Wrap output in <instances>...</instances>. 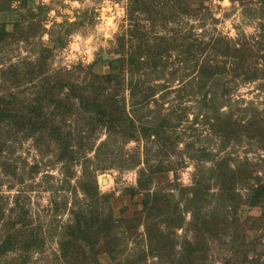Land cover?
<instances>
[{"label": "rangeland", "instance_id": "rangeland-1", "mask_svg": "<svg viewBox=\"0 0 264 264\" xmlns=\"http://www.w3.org/2000/svg\"><path fill=\"white\" fill-rule=\"evenodd\" d=\"M197 1L203 3V9L195 16L182 14L173 2L166 4V0H154L152 14L140 10L133 13L135 8L130 0H24L23 8L15 2L12 8L17 13H13L19 19L31 27L33 24V29L36 23L42 27L28 40L11 38L0 46V98L9 103L11 115L20 117V112L16 114L15 110L27 114L28 104L40 97L42 113L58 121L57 115L62 110L55 109L44 90L56 81L83 86L91 82L87 80L90 72L105 75L109 66L100 60L120 57L121 38L125 41L124 51L129 50L133 46L129 42L132 33L149 38L151 44L161 34L168 39L179 33L193 34L197 43L213 39L249 43L253 49L250 48L252 58L248 67H260L257 56L264 54V17L257 0ZM40 6L42 10L38 9ZM60 36L64 41L61 47L54 42ZM184 57L173 50L156 67L148 65L134 74L124 72V84H120L117 97L120 106L124 104L131 115L132 106L137 109L135 130L167 120L165 131L171 138L166 145L153 137L125 140L116 133L109 135L104 128L90 124V116L85 118L83 112L72 108L61 130L69 133L77 158L66 163L59 159L54 139L48 132L42 137L30 136L28 128L21 130L20 122H4L0 126V235L4 224L13 223L12 227L19 229L24 217L25 227L34 230L36 240L35 249L7 252L0 256V264H74L80 260L77 248L67 245L62 251L59 246L65 226L73 220L71 213L89 208L79 183H97L98 195L91 206L101 220L109 222V233L99 237L95 248L100 264H163L151 256L141 261L147 251L143 197L142 193L132 192L136 190L139 172L148 166L163 169L154 176L151 191L157 193L160 201H168L169 208L184 219L182 228L175 230L176 249L183 240L192 239L188 223L193 211L199 210L206 220L213 216L211 209L217 195L213 173L218 160H226L232 171L239 164L250 170L252 177L247 183L255 184L259 180L264 184V140L256 136L255 129L245 130L252 120L258 119L259 113V120L263 121L260 123L264 125V80L245 81L239 72L240 76L223 74L204 85L193 72V64ZM202 59L204 55L199 56L198 62ZM39 70L43 73L40 76ZM131 85L138 86L133 97L128 89ZM56 90L53 89L56 94L53 100L66 102L68 89L57 91L58 94ZM148 94L153 96L147 104L134 105ZM70 101L76 107V101ZM217 110L239 120L241 133L228 141L213 134L208 124L213 115H218L214 112ZM202 151L213 157L202 156ZM194 178L199 180L204 201L190 204L191 194L181 190L191 187ZM236 192L245 199V186L237 185ZM175 204H178L176 208ZM223 212L225 209L215 210L217 217ZM240 214L243 219L258 216L259 212L255 208ZM217 227L222 230L223 223ZM160 229L167 231L164 225ZM220 230L217 237L207 238L205 264H222L235 252L242 255L246 249L250 250L246 254L248 260L257 254H262L259 262L264 260V230L247 228L249 232L243 243L241 240L233 243ZM104 241L118 244L115 259L105 252ZM82 249L87 252L88 248Z\"/></svg>", "mask_w": 264, "mask_h": 264}, {"label": "trees", "instance_id": "trees-1", "mask_svg": "<svg viewBox=\"0 0 264 264\" xmlns=\"http://www.w3.org/2000/svg\"><path fill=\"white\" fill-rule=\"evenodd\" d=\"M15 2L19 4V8H23L24 0H0V46L11 38H15L17 41L28 40L29 37H32L38 32L39 27H42L41 23H36L34 26L35 29H33V24L31 27L30 23L19 19L17 15L13 13H17V11L12 8ZM169 2H173L175 8L178 10L180 9L182 14L186 16H195L203 6V3L200 4L197 0H166V4ZM257 2L260 5L264 17V0H257ZM130 3L133 8H135L133 13L134 11L140 10L144 13L147 12L152 14L154 11L151 10L152 6L155 4L154 0H130ZM197 4L200 5L195 6ZM42 8L41 6L38 7L40 10H42ZM133 13L130 12V14ZM54 42L57 44L56 46H63V36H60V38H57ZM129 42L132 43L133 46H131L129 50L124 51L125 41L123 38L119 39V47L122 48L119 51V58L111 61L100 60L102 63H107L109 66V71L105 75L90 72V77L87 80L91 82L83 86H76L67 81L66 83H59V81H56L54 85H49L44 90L45 93L44 91L39 92L40 94L44 93L45 96L50 95V102L54 104L55 109L62 110V114H59L60 116L57 115L60 117L58 121H55L54 116L48 118V116L42 113L43 107L40 97L36 99L34 103L28 104L27 114H22L21 110H15L17 112L16 114L20 112V117L11 115L9 103H6L0 98V126L4 122H8L9 124L12 122H20L19 126L21 130L23 128H28V135L30 136L40 134V137H42L44 132H48L52 140L54 139V146L58 151L59 159L66 163H71L77 158L75 155L76 151L73 150L74 143L69 139V133H64L61 130V125L67 121L66 118L69 112L72 113V108H76L83 112V117H85V115L90 116L89 123H94L96 126L104 128L109 135L116 133L125 140H138L141 137L150 139L153 137L155 141L162 142L164 145L169 142L171 136L165 131V128L168 126L167 120H163L154 126L143 127L141 131L135 130L136 119L134 115L137 109H134L132 106L133 115H131L126 111L124 104H122V107L120 106L121 101L119 103L117 97L120 96V84H124V72L134 74L148 65H150V67H156L158 63H160L161 58L167 56V54L173 50H177L178 54H182L188 62L193 64V72H195L199 81L204 82V85L214 81L219 76H223V74L229 75L230 77H236L242 74L245 81H254L261 78L264 80V54L261 55V57L257 56L261 61L260 67H248L249 61L252 58L250 48L253 49V45L249 43L233 44L231 41H223V39H213L207 43L200 40V43H197L193 34L185 36L181 33H179V35L170 36L168 39L161 34L159 37L153 38L152 44L149 38L144 39V37L140 36L138 33H132ZM201 55H204V59L199 63L198 58ZM143 56H145V60ZM218 59L220 61H218ZM39 64L42 68L44 61L41 63L39 62ZM38 69H40L39 66ZM239 72H241L240 75ZM42 74V71L39 70L38 76ZM3 76L4 74L2 77ZM86 78L87 77H85V79ZM45 81H47V79H45ZM53 89H57L56 92L68 89L69 95L64 99L66 102L58 101L57 99L53 100L54 95H56ZM128 89L133 97L137 94L135 90H138V86L131 85ZM106 90H110L111 93H104ZM108 94L110 95L108 96ZM224 94L225 92L222 93V95ZM152 96L153 95L149 94L142 96L141 99H138V101L136 100L134 105L142 107L150 101ZM70 100L76 101V107L71 105ZM214 112L218 115H213V120L211 119L208 124L213 134L215 133L217 136H220V138L228 141L231 137L237 135V133H241L238 130L239 127L242 128L239 120L232 119V115L225 116V114H219L218 110ZM256 117L258 119L252 120L250 124L245 127V130L255 129L256 136H259V138L262 137L261 139L264 140V125L260 123L263 122L259 120L260 113ZM37 139L38 138H36V140ZM171 145H173V143H171ZM201 154L207 158L213 157L212 154L204 151H202ZM228 164L226 160H218L214 166L216 171L213 173V183L217 186V195L215 196L216 204L213 205L211 209L213 216L206 220V216L198 213L199 210L197 213L193 211L192 219L188 223L190 231L192 232V239L183 240L179 249H176L174 243L175 230L182 228L184 219L179 216L175 209L169 208L171 206L168 205V201L166 202V198H163L165 202H162L157 198V193L151 191L154 176L163 169L158 166H148L139 172L137 187L132 193H142L143 197L142 207L145 213L143 218V232L147 251L142 254L141 261H145L147 256H151L157 257L161 263L163 261V264H205L208 252V248L206 247L207 238L209 235L218 236L220 227H217V225L221 222L223 223V228L220 231L227 235L233 243L240 240L242 243L244 242L248 234L247 232H249L247 228L257 232H259V230H264V184H260L259 180H257L255 184H250V182L247 183L249 178L252 177L250 170L239 167V164L238 168L232 171L228 168ZM91 181L94 182V179H91ZM198 181L199 180L194 178L191 187L181 190L191 194L189 198L190 204H197L199 201H204V195L201 194ZM88 182L91 184L90 181ZM87 183H79V186L82 193L87 198V207L89 208L87 210L80 208L78 211H73L71 213L73 220L65 226L64 234L59 244L62 251L67 245L77 248V254L78 257H81V261L79 260L74 264H100L96 259L98 252L95 248L96 245H98L99 237L104 233H109L110 230V228L107 227L109 222L101 220L102 217L100 218L99 213L94 211L91 206L92 201L98 195L97 183H93L91 186ZM237 185H240V187L245 186L247 189L245 199H242V196L236 192ZM181 196H183V194H181ZM177 206L178 204H175L174 208ZM242 208L244 209L242 210ZM255 208L258 209V216H249L242 219L240 213L243 214L244 210L248 211V209L252 210ZM220 209H225V212L221 214V217H219L218 214V220L215 210ZM22 218L19 222V229L12 227L13 223H8L6 226L4 224L3 233L1 232L0 235V256L10 251L21 250L24 252L29 249H35L36 245L33 243L36 241L33 239L34 230L25 227L26 224ZM138 221L137 225L139 224ZM161 225L165 226L166 232L160 229ZM112 235H115V233L112 232ZM103 245L106 246L104 248L105 252L115 259L114 250L117 249L118 244L114 243L111 245V241H104ZM103 245L99 246L102 247ZM84 247L88 248L87 252L83 251L82 248ZM243 251L245 253L242 255L240 252H235L230 259L222 264H264V260L259 262L262 254H257L255 257L248 260L246 254L250 252V250L246 249ZM232 259H234V261ZM68 264H70V262ZM116 264L123 263L118 262Z\"/></svg>", "mask_w": 264, "mask_h": 264}]
</instances>
